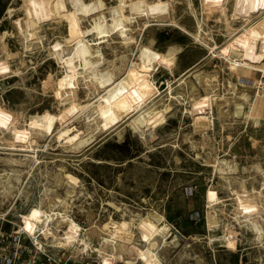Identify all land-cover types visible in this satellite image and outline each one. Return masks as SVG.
<instances>
[{
	"label": "rangeland",
	"instance_id": "374dc122",
	"mask_svg": "<svg viewBox=\"0 0 264 264\" xmlns=\"http://www.w3.org/2000/svg\"><path fill=\"white\" fill-rule=\"evenodd\" d=\"M96 1L86 0L91 5ZM102 1L107 15L121 5L119 0ZM140 1L144 9L157 2ZM164 1L170 5L169 17L164 21L138 18L133 27L137 43L129 49L113 42L101 46L105 67L113 62L117 67L138 62L142 47L162 54L179 51L172 65L165 62L154 75L161 94L143 111L114 130L99 133L91 146L84 147L79 142L91 134L81 109L93 103L86 112H95L101 93L95 88L83 90L81 78L75 90L80 102L62 105L59 88L67 77L51 48L57 41L68 47V41L91 22L79 21L68 7L69 14L60 24H48L41 0H0V215L32 233L34 228L25 219L30 208L54 209L59 212L54 221L58 235L66 225L61 218L68 217L79 224L80 238L88 242L71 244L66 247L68 254L74 251L99 260L113 253L112 246L103 245L102 240L103 234L111 233L113 223H127L126 239L137 242V227L152 229L154 221L149 216L159 215L170 234V243L161 248L164 264H264V98L256 88L261 73L240 67L242 71L236 72L210 50L215 45L216 54L230 55V38L246 25L264 31V24L257 25L264 15L255 13L247 22L232 20L230 0H217L215 5L209 0ZM118 13L115 9L109 15V24ZM195 13L203 19L204 44L194 38ZM28 15L40 19L45 37L38 48L27 50L15 20ZM232 57L241 59V53L233 52ZM208 93L216 94L218 100L209 114L212 126L200 132L191 104ZM243 95L249 100L241 99ZM167 106L170 112L158 127L136 121L147 108ZM45 113L57 117L48 133L30 124ZM93 121L96 128L97 120ZM235 192L249 196L248 206L240 204ZM244 207L252 211L245 215ZM51 235L41 237L51 242ZM175 236L177 242H173Z\"/></svg>",
	"mask_w": 264,
	"mask_h": 264
},
{
	"label": "bare ground",
	"instance_id": "6f19581e",
	"mask_svg": "<svg viewBox=\"0 0 264 264\" xmlns=\"http://www.w3.org/2000/svg\"><path fill=\"white\" fill-rule=\"evenodd\" d=\"M41 1L43 3L45 20L48 24H60V22L69 14L68 7H70L71 12H73V15L79 21L88 19L91 22L90 25L86 27L82 33L72 42L68 41V44L70 43L68 47H63V43L61 44L59 41H57L53 48H51L54 51V58L57 59L58 64L65 69L67 77V82L59 88V92L61 93L60 96L62 95V99L60 98L62 105L76 104L80 102L75 90L79 85H81L79 81L81 78L85 82L82 88L83 90H87L88 92L92 90V88H95V90H98V92L101 93L98 95V105L93 108L95 112L92 113V110L86 112L87 109L93 105V103H88V105L83 106L81 109V113L85 112L84 121L87 122V125L89 126L88 132H90L89 135H91L88 138L82 140L80 139L81 141L79 142V146H91L94 143L93 138L96 135L103 132L105 133L106 131L109 132L114 130L124 122L128 121L130 118L134 117L136 113H140L146 106L154 102V100L161 94V91L154 79L155 73L160 70V66L164 65L165 62L168 65H172L176 60L177 53H179V51L174 49L175 52H171L170 50L169 52L171 53L162 54L160 52L153 51L148 47H142L138 62L124 65V67L122 65L117 67L113 62L110 64L108 63L109 66L107 65V67H105L107 59L101 50V46L105 43L109 44L110 42H113L115 45L121 44L129 49L132 45L137 43L133 36V27L135 26L134 24L139 22L142 17H147L148 19L150 16H152L153 18H157L161 21L166 20L170 14V5L164 0H157V2L155 1L153 4H147L144 9L143 7H140V0H119L121 5L117 3L120 5L119 7L112 8V10L108 11L110 13L109 15H111L115 9L119 10L117 16L112 17V24H109L110 18L105 10L106 4L102 0H98L92 5L88 4L86 0ZM209 1L213 5H215L217 2V0ZM230 1L232 3L233 12L232 20H243L247 22L250 21L254 15H256L255 13L260 12L258 15H264V10H262L264 0ZM96 6L97 8H95ZM193 16L198 18V29L197 31L195 30L196 33L194 38L200 42L203 40L201 39L203 25L201 20L203 19H201V16H196V13ZM138 18L140 19L138 20ZM15 24L18 27V32L21 39L26 42V49L28 50L30 47L38 48L40 40H43L45 37L41 31L42 25L40 19L36 15H28L24 16L23 18L16 19ZM261 24H264V17L257 25ZM247 26L250 25H246L244 27L242 26L243 29L240 27L239 29H241L242 32L240 31V33L230 38L231 40L228 45L229 48L227 47V49L230 50V55L221 52L216 54L215 51L217 50V46L215 45L210 46V50L212 51L214 58H223L229 62L232 70H235L236 72L241 70L237 68L240 67L249 69L251 72L261 73V78L256 83L258 95L259 88L262 84H264V31H260L258 26ZM41 34H43V36H41ZM89 37H93V39L90 40ZM201 42L204 44L203 41ZM94 46H96V48ZM113 48L116 47H112V49ZM233 52H240L241 59H233ZM192 68L193 67L181 73V77L186 76L192 70ZM168 84L170 85V82H168ZM169 88L172 89L171 86H169ZM170 98H172V96ZM249 98L250 97L248 95L241 96V99L245 101H248ZM198 99L199 97H196L192 101L190 113L195 117L194 125L196 126V130L205 132L206 130H209V127L212 126V115L209 114L213 113L214 102L218 99L216 94L210 93L204 97H201L200 100ZM153 104L155 105V103ZM170 108H168V106L161 110H157L153 107H150L149 109L147 108V111H144L145 114H140L136 121H140L141 124H145L146 126L150 125L152 127H158L164 123L165 114H167ZM244 108L239 110V113H243ZM93 120H97L98 124L95 126L96 128H92ZM251 120H253V116ZM56 122L57 117L55 115L45 113L33 118L30 124L32 126H38L37 129H41V132L48 133ZM37 136L41 135L37 134ZM21 148L23 149L22 151H27L23 147ZM241 193L235 192L237 200L241 205L248 206V204L251 202V199L248 195H242ZM209 204L212 205L213 201H210ZM261 209L259 210L261 211ZM248 211L251 212L252 210H250L248 207L243 208L245 215ZM55 215H59V212H56L54 209H44L42 206L30 208L25 216V219L26 222L31 224V226L34 228V231L31 234L38 232L39 235L45 236V238H47V234H52V238L59 240L58 244H60L62 247H69L73 243H78L80 245L88 243L87 241L85 243L84 240L80 238V232L82 231V228L79 226V224L68 217L61 218V222L66 223V225L61 227L63 228L59 231L61 235H58L55 232L57 230H55L54 221H57L59 217L55 218ZM149 218L154 221L152 224L154 227L148 231L141 230L139 227H137V233L139 234V239L137 242L132 241L129 237L126 239V236L129 235L127 234L129 233L127 223H113V226H110L112 229L111 233L103 234L102 240L103 245L110 244L112 246L113 253H111L109 256L107 254L103 255L102 260L104 264H115L114 262H120L123 264H164L162 260L161 248L170 243L168 242V235H170L169 225L164 224L163 216H149ZM254 222V230L260 233V230L257 228V224ZM54 239L53 242H57L54 241ZM211 239L213 241L220 240L219 238ZM177 241L178 236H175L173 238V242ZM100 250H98L99 253ZM124 253L129 254L130 256L128 258L126 256L123 257Z\"/></svg>",
	"mask_w": 264,
	"mask_h": 264
},
{
	"label": "built area",
	"instance_id": "2783aa9c",
	"mask_svg": "<svg viewBox=\"0 0 264 264\" xmlns=\"http://www.w3.org/2000/svg\"><path fill=\"white\" fill-rule=\"evenodd\" d=\"M258 96L264 98V84L259 88ZM6 223L13 227L5 228ZM54 243L42 239L38 232L31 234L23 230L8 220L7 215H0V264H104L103 260L91 255L82 256L74 251L68 254V248Z\"/></svg>",
	"mask_w": 264,
	"mask_h": 264
},
{
	"label": "crops",
	"instance_id": "0c3cea01",
	"mask_svg": "<svg viewBox=\"0 0 264 264\" xmlns=\"http://www.w3.org/2000/svg\"><path fill=\"white\" fill-rule=\"evenodd\" d=\"M262 99V98H261Z\"/></svg>",
	"mask_w": 264,
	"mask_h": 264
}]
</instances>
